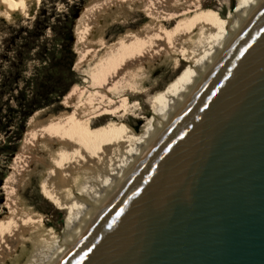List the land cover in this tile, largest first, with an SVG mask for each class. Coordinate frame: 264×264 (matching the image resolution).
<instances>
[{"label": "bare ground", "instance_id": "6f19581e", "mask_svg": "<svg viewBox=\"0 0 264 264\" xmlns=\"http://www.w3.org/2000/svg\"><path fill=\"white\" fill-rule=\"evenodd\" d=\"M39 1L0 0V21L10 26L21 16L31 18ZM263 1L237 0L235 11L222 21L205 14L201 0H106L82 12L75 29L74 49L81 56L74 67L76 71L88 62H96L106 48L109 27L130 24L138 13L160 24H176V30L168 38L145 37L123 46L89 85L94 93L82 104L75 101L80 91H72L65 102V106L73 108L71 130L48 126L44 120H38L39 113L31 117L23 153L14 161L12 174L4 184L5 206L12 217L0 222V264H61ZM161 56L174 60L169 75L173 79L164 88H161L163 80H152L146 71L154 66L152 60ZM182 63L186 64L185 70L177 76ZM130 94L147 97L153 111L151 118L139 115L137 102L129 104ZM121 115L129 124L130 117L142 121L138 134L109 124L101 138L92 140L80 129L90 120L122 118ZM41 173L45 174L40 183L42 194L66 212L60 237L46 231L35 217L23 216L21 212L23 204L19 196L25 183Z\"/></svg>", "mask_w": 264, "mask_h": 264}, {"label": "water", "instance_id": "95a60500", "mask_svg": "<svg viewBox=\"0 0 264 264\" xmlns=\"http://www.w3.org/2000/svg\"><path fill=\"white\" fill-rule=\"evenodd\" d=\"M61 264H264V1Z\"/></svg>", "mask_w": 264, "mask_h": 264}, {"label": "rangeland", "instance_id": "374dc122", "mask_svg": "<svg viewBox=\"0 0 264 264\" xmlns=\"http://www.w3.org/2000/svg\"><path fill=\"white\" fill-rule=\"evenodd\" d=\"M101 1L105 0H40L31 18L21 16L10 26L6 21H0V218L8 217L6 220L10 221L12 217L9 208L5 206L7 193L2 184L12 174L14 161L23 153L31 117L39 113L38 120H44L48 126L63 131L71 130L73 108L65 106L67 96L64 97L70 90L80 91L75 101L76 104H82L94 93L89 85L123 46L145 37L168 38L176 30V24H160L138 13L130 24L118 23L109 27L106 48L100 52L96 62H88L76 71V56L72 44L66 38L74 28L76 41V17ZM236 6L237 0H201L204 13L217 21L227 20ZM152 61L154 66L146 71L150 72L152 80H163L161 88H164L173 79L169 75L174 60L161 56ZM185 65H179L177 76L185 70ZM129 97L130 105L136 102L139 104L140 116H153L145 95L133 97L130 94ZM129 121L130 124L124 122V117L108 116L90 120L80 129L92 140L101 138L109 124L118 125L119 129L125 128L127 133L138 134V126L142 121L134 117H130ZM18 150L20 155L15 157ZM44 177L45 174L41 173L38 177H30L25 183L19 196L23 204L21 212L23 216L35 217L46 231H53L55 237H60L64 232L66 212L42 194L40 183Z\"/></svg>", "mask_w": 264, "mask_h": 264}, {"label": "trees", "instance_id": "16d2710c", "mask_svg": "<svg viewBox=\"0 0 264 264\" xmlns=\"http://www.w3.org/2000/svg\"><path fill=\"white\" fill-rule=\"evenodd\" d=\"M106 1V0H105ZM105 1H101L100 3H103V2H105ZM96 4H99V3H96ZM95 5V4H94ZM91 6H93V5H91ZM90 6V7H91ZM81 16V15H80ZM79 15L76 17V19L75 20H77L79 17H80ZM74 27V26H73ZM72 33H73V37H72ZM72 33L70 32L69 33V36L66 38L67 39V41L68 42H70L71 44H72V51H73V53H74V55L76 56V59H75V62H74V64L76 65V63L79 61V59H80V56L79 55H77L75 52H74V43H75V35H74V28H73V31H72ZM73 42V43H72ZM74 66V65H73ZM73 90V89H72ZM72 90H70L64 97H66V96H68L71 92H72ZM20 154H19V150H18V152H17V154L15 155V157L16 156H19ZM14 157V158H15ZM14 160V159H13ZM9 176V175H8ZM8 176L4 179V181L8 178ZM4 181H3V183H4ZM1 185V184H0ZM2 187H4V185L2 184ZM6 218H8V217H5V218H0V222H2V221H5L6 220Z\"/></svg>", "mask_w": 264, "mask_h": 264}]
</instances>
